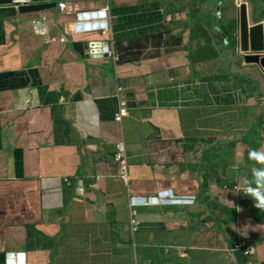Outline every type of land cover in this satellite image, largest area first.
<instances>
[{"label":"crops","instance_id":"obj_1","mask_svg":"<svg viewBox=\"0 0 264 264\" xmlns=\"http://www.w3.org/2000/svg\"><path fill=\"white\" fill-rule=\"evenodd\" d=\"M63 2L0 20V264H264V208L233 192L264 166L249 158L264 153V76L223 36L264 46L251 1ZM106 6L84 20L105 34L76 33ZM86 37L113 38L118 60L74 54Z\"/></svg>","mask_w":264,"mask_h":264},{"label":"clouds","instance_id":"obj_2","mask_svg":"<svg viewBox=\"0 0 264 264\" xmlns=\"http://www.w3.org/2000/svg\"><path fill=\"white\" fill-rule=\"evenodd\" d=\"M250 1L253 4V6L255 7V12H256L257 11V7H258L256 5V1H258V0H250ZM238 3L241 4V0H238ZM60 4H65V9L64 10H62L60 8V6H59ZM263 6H264V3L262 2L261 7H263ZM57 7L60 9L61 12H64L65 10L68 9L67 4L65 2H63V0L58 1ZM201 10H200V12H202ZM70 13H75V11L73 10ZM97 13L98 12L94 11V12L89 13L90 15L87 14V13H85V14H81V13L77 14V20H78V22L76 23V25L78 23H82V24H89V25L95 26V27L85 28L81 32H77L76 31V33L77 34H79V33L80 34H84V33L92 32V30H95V31L101 32L102 34H105V32H107V30L109 28V25H108V23H107L106 20H104V21L101 22V24H103V23L107 24V27H104V28H101V24L100 25H97V24L92 25L88 21H86V23H84V20L89 19L91 17H106V13H109V6H106V8H104L103 11H101L99 13V15H96ZM102 13H104V16L101 15ZM257 14L260 15V12L257 11ZM82 15H83V21H82V18H81ZM84 16H87V17H84ZM261 21L264 22V19H262V20L259 21L260 24L262 23ZM257 25H259V23H257L255 26H257ZM83 31H85V32H83ZM62 39L64 41H61ZM62 39L60 41L61 42H65V38H62ZM106 41L108 42V47H106L104 49L103 54H107V58L106 59H101V60H109V59H112L113 61H115V60L117 61L118 58H117V52H116V47H115V41L113 40V38L112 39H108ZM212 41L214 42L215 40L212 39ZM214 44H215V42H214ZM236 53L238 54L239 63H240V60L243 62V60L239 56V53H245V52L244 51L243 52H240L238 50V47L236 46ZM243 64H244V62H243ZM246 66H254V65H246ZM117 92L120 95L121 92H122V88H118L117 89ZM122 103L125 104V110H126V115H124L122 118H125L128 115L126 101L125 102L123 101V102L120 103L118 112H119V110L121 108V104ZM118 112H117V114H118ZM117 114H115V121L118 123V122H121L122 119H121V121H117L116 120V115ZM119 143H122V142H117L116 143V146ZM116 146H115V154H114V162L115 163H116V161H115V155L117 153V147ZM122 146H123V149H124L123 143H122ZM124 154H125V150H124ZM249 158L250 159H255L258 163L264 165V153H260V152H256V151H250L249 152ZM125 161H126V165H127L128 182L125 185L122 182V180H120V177H119V165L116 163V165L118 167V180L126 188V192H127V195H128V205H129V208H130L129 221H128V223H129V225L131 227V231L132 232H136L138 230V222L136 220V213L133 211V209H135L138 206V199L132 198L131 195H130V191H129V188H128L129 187V182H130V176H129V169H128V163H127L126 155H125ZM233 192H235L237 194H241L242 196L249 198L252 201L254 207H256L258 209L264 208V166H262L260 168L253 169L252 172H251V179L250 180H245L243 182V186H241V185L234 186L233 187ZM131 235H134V234H131ZM234 248L241 250L242 253L246 256V258L248 256H250L251 253H252L251 247H250L249 243L246 240H240L234 246ZM9 255H10L9 257H11V258L14 257L13 254H9ZM19 258L21 259V261H23V259H24V264H25L24 255L23 254H20L19 255Z\"/></svg>","mask_w":264,"mask_h":264},{"label":"water","instance_id":"obj_3","mask_svg":"<svg viewBox=\"0 0 264 264\" xmlns=\"http://www.w3.org/2000/svg\"><path fill=\"white\" fill-rule=\"evenodd\" d=\"M58 1L60 0H0V20L15 18L18 14L42 13L52 8L55 9ZM101 15L104 16V13ZM92 27L95 26L78 23L76 31L81 32L85 28ZM104 27H107V24H101V28ZM255 27L257 26H252L251 28ZM69 44L72 52L80 58H90L93 60L107 58V54H103L104 49L108 47L106 40L86 37L78 41L70 40ZM239 56L245 65L256 66L258 72L264 76V52L258 50V47L257 51L252 54L239 53Z\"/></svg>","mask_w":264,"mask_h":264},{"label":"built area","instance_id":"obj_4","mask_svg":"<svg viewBox=\"0 0 264 264\" xmlns=\"http://www.w3.org/2000/svg\"><path fill=\"white\" fill-rule=\"evenodd\" d=\"M62 10L65 9V4H60L59 5ZM61 41H64L63 39ZM126 115V110H125V104H121V108L116 115V120L121 121L122 117ZM117 153L115 155V161L119 165V177L120 180L126 185L128 182V175H127V165L125 161V154H124V149L122 146V143L117 144Z\"/></svg>","mask_w":264,"mask_h":264},{"label":"trees","instance_id":"obj_5","mask_svg":"<svg viewBox=\"0 0 264 264\" xmlns=\"http://www.w3.org/2000/svg\"><path fill=\"white\" fill-rule=\"evenodd\" d=\"M200 6V5H199ZM257 11L258 12H260V15H259V17H257L256 18V16H255V22H257V20H262V19H264V6L263 7H257ZM199 12V10H196L195 11V13H198ZM201 12H199V14H200ZM233 27H235L234 26V22L228 27V30L230 29V28H233ZM199 29L201 30H203V31H205L201 26L199 27ZM206 32V31H205ZM206 33H208V32H206ZM224 34H223V36H225V37H227L228 38V41L229 42H231V44H233L235 47H236V38L235 37H233V36H231V35H229L227 32H223ZM207 37V45L208 44H210V42L212 41V36L209 34V36L207 35L206 36ZM206 49H204L205 50V52H206V54H209L210 53V50H208L207 48H209V47H205ZM213 53H215V51H213ZM244 258H246V256L244 257Z\"/></svg>","mask_w":264,"mask_h":264},{"label":"rangeland","instance_id":"obj_6","mask_svg":"<svg viewBox=\"0 0 264 264\" xmlns=\"http://www.w3.org/2000/svg\"><path fill=\"white\" fill-rule=\"evenodd\" d=\"M258 1H260V0H258ZM250 32L255 34V35L259 34V40L261 41L262 38H264V22L257 25V27L253 28ZM260 50L264 52V46L260 45Z\"/></svg>","mask_w":264,"mask_h":264},{"label":"bare ground","instance_id":"obj_7","mask_svg":"<svg viewBox=\"0 0 264 264\" xmlns=\"http://www.w3.org/2000/svg\"><path fill=\"white\" fill-rule=\"evenodd\" d=\"M244 11V10H243Z\"/></svg>","mask_w":264,"mask_h":264}]
</instances>
